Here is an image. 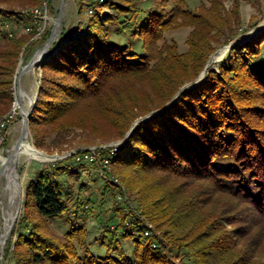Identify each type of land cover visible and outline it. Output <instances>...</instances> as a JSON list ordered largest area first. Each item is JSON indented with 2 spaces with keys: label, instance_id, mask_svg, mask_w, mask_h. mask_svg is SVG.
I'll return each instance as SVG.
<instances>
[{
  "label": "trees",
  "instance_id": "16d2710c",
  "mask_svg": "<svg viewBox=\"0 0 264 264\" xmlns=\"http://www.w3.org/2000/svg\"><path fill=\"white\" fill-rule=\"evenodd\" d=\"M44 1L0 0V19H23L20 10ZM112 7L117 14L97 10L79 32L63 29L38 65L29 119L38 149H62L78 135L126 137L111 161L123 184L112 187L115 208L99 206L109 212L97 218L105 254L87 247L91 197L73 198L65 181L76 167L97 164L72 159L28 183L14 264H264V29L243 44L234 43L237 33L225 35V58L204 71L228 23L222 0L193 10L186 0ZM186 25L209 30L197 42L192 34L186 54L160 46ZM15 35L0 30V120L12 108L26 43ZM50 220L80 225L62 237Z\"/></svg>",
  "mask_w": 264,
  "mask_h": 264
},
{
  "label": "rangeland",
  "instance_id": "374dc122",
  "mask_svg": "<svg viewBox=\"0 0 264 264\" xmlns=\"http://www.w3.org/2000/svg\"><path fill=\"white\" fill-rule=\"evenodd\" d=\"M115 1L117 0H107L106 2L108 4L106 3L103 6L95 5V13L97 10H102V12L105 13L117 14V11L112 7V3H114ZM211 1L212 0H186V3L188 9L193 10L199 8L200 6L211 7ZM222 1L224 3V7L222 13H220V18L226 19L229 24H232V27H229L227 23L224 29L225 34H221V36H219V39L214 42L211 46L213 51L210 53L204 71H209L212 68H216L217 65L225 58L228 50L231 47V45L225 44L227 37L225 35L237 33L234 43L236 42L238 44H243L253 38L259 32V30L261 31L264 29V0ZM45 2H47L49 5V11L47 13V23H45V21H41V24H36V22H34V20L32 19L31 15L26 14V12H29L31 9L34 8L25 9L22 11L20 10L19 12H22L20 14L25 17H21L23 19H20V15L17 18L14 17V19H0V30H6L9 34V37H12L11 34L16 33V37L26 39V43L23 47L21 58L19 60L18 67L13 80L14 99L12 103V108L16 104H19L20 114L17 116L14 126L9 129L6 141L0 147V156L2 157H7L9 155V152L13 149L21 135L24 118V113L21 107V101L23 102L25 108L30 110L31 113L35 106L38 90L40 87L39 79L41 77V70L38 67L40 63L32 70L24 73L21 78H19V74L22 69L35 57V55L40 53L46 45L50 36L48 35L49 38L47 37L46 39H44L43 37L45 33L47 31H51L52 34L53 29L56 26L62 0H46L42 4H44ZM92 2H94V0H84V9L80 11V0H65V5L63 9L62 29H67L76 32L85 29V27H87L88 25L89 20L92 18V15L90 14V10L92 9ZM145 2L148 3L149 1ZM41 5L37 7H40ZM0 9H3L1 5ZM0 18L2 17L0 16ZM214 19L217 20V17L215 16ZM29 26L33 27V31L29 32L27 30V27ZM40 27H45V29L43 31H40ZM194 29V27L189 25L179 28H173L172 30L167 32L165 40L160 43V46H165V44L175 45V50H177L179 55L186 54L190 50L189 40L191 39L192 34L194 35L195 33L194 40H196L197 42V40H202L209 30L199 29L195 32ZM218 33V31L213 30L209 34L210 36H216ZM122 39L128 40L129 37L123 36ZM178 74H182V72L178 71L176 75ZM203 74L201 75V77H203ZM19 88H21L22 90L24 89V91L28 94V97L22 99L19 95ZM12 108L7 112V114L12 110ZM125 139L126 137L121 140L111 138L109 141L104 142L98 139H90L88 137L78 135L75 136V141L72 145H64L62 149H58L57 147L51 149H38L33 143V140L31 138V132L29 130V144L36 148L37 151L43 153L45 155V158L44 156L27 157V155H21L18 159L16 169L19 174L18 182L22 189L20 188L21 191L17 195V207L13 209L14 213L17 212L16 222L7 237L4 248L0 252L1 264H14V261L12 259L13 256L10 253L16 252V245L19 237V232L20 230H23L26 226L25 223L21 225H19L18 223L24 212L25 190L28 186V183L37 177L39 171L45 167H54L56 165L62 166L69 164L71 165V163H73V158L68 155L72 152H78L81 150H86L102 145H110L114 144L115 142H124ZM110 150L111 148L108 149V151ZM108 151H105V154ZM57 156H60V158H58ZM3 166L4 162L0 158V223L2 224V226L4 225V213L10 201V192L8 191L6 185L7 179L5 176L2 175L4 170ZM102 168L104 167L100 165H97L96 167L88 166L84 169L76 167L73 173H69L65 176L66 185L68 186L69 192L72 193L73 198L80 197L81 200L85 203L88 202L89 196L92 199L89 205L93 209L94 215L91 213L92 215L88 221L89 235L87 247L95 254H105V248L102 247L101 240L102 227L97 219L99 218L98 215H100L103 219L106 218L105 216H109V212H104V209H101L99 206L102 205V202L104 201L105 205H103L105 208H115V198L112 196L113 191L111 190L114 184L116 186L122 184L120 175L117 174L115 170H113L114 167L112 165L109 166V168H111L110 172H105ZM114 179L118 181H113ZM49 222L51 230H53V232L57 236L62 237L66 235V232L68 230L70 231L73 227H78L80 225V223L75 222L67 223L65 220H50ZM4 233L5 231L3 229L1 230L0 235H3ZM122 243L126 247H128L129 255H132L131 241L125 239L122 240ZM8 248H10L9 253L7 251ZM7 253L8 256L6 255Z\"/></svg>",
  "mask_w": 264,
  "mask_h": 264
},
{
  "label": "built area",
  "instance_id": "2783aa9c",
  "mask_svg": "<svg viewBox=\"0 0 264 264\" xmlns=\"http://www.w3.org/2000/svg\"><path fill=\"white\" fill-rule=\"evenodd\" d=\"M106 1L107 0H94V3L95 5L103 6L106 3ZM94 7L95 6H92V9L90 10V14L92 16L95 13ZM48 11H49V5L47 2H45L40 7L31 9L29 12H26V14L31 15L32 19L34 20V22H36V24H39L41 21H45V23H47ZM44 29L45 27L39 28L40 31H43ZM27 30L31 32L33 31V27L29 26L27 27ZM11 36H13V34H11ZM19 114H20V107H19V104H16L12 108V110L0 120V147L6 141L9 129L12 126H14L17 116ZM123 143L124 142H115L114 144H110V145H102V146H98V147H94V148H90L86 150H81L78 152H72L68 156L73 158L76 162H88L91 164L100 165L104 167L102 168L103 170H105L106 172H110L111 168H109V166L111 165L112 157L115 156V154L118 152L120 146ZM109 148H111L110 151H108ZM105 151H108V152L105 154ZM57 157L60 158V156H57ZM113 181H118V180L114 179ZM148 234L149 233L147 232L146 235ZM2 236L3 235H0V237ZM6 240L7 239H5L0 245L1 249L4 248L6 244Z\"/></svg>",
  "mask_w": 264,
  "mask_h": 264
},
{
  "label": "bare ground",
  "instance_id": "6f19581e",
  "mask_svg": "<svg viewBox=\"0 0 264 264\" xmlns=\"http://www.w3.org/2000/svg\"><path fill=\"white\" fill-rule=\"evenodd\" d=\"M20 96L23 99V98L28 97V94L24 91V89L23 90L21 89L20 90ZM21 155H27V157L28 156H31V157L44 156V158H45V155L43 153L37 151V149L34 148L33 146H31L29 144V142H27V141L23 143L19 153H15L14 149H12L9 152V155L7 157L0 156L1 160H3V162H4V166H3L4 170H3L2 175L5 176L6 179H7V184L6 185H7L8 191L10 192V201H9L8 207H7V209L5 210V213H4V225L2 226V224L0 223V232L3 229L5 231L3 236L0 237L1 238V244L5 240V238H3V237L4 236L8 237V235L10 234V231H11V229H12V227L14 225V222L16 220V213L17 212L14 213L13 209L15 207H17V204H18L17 195L20 193V191L22 189L20 187L19 182H18L19 181V174H18V171L16 169V164H17L18 159H19V157ZM1 250L2 249L0 247V252H1ZM0 257H1V255H0Z\"/></svg>",
  "mask_w": 264,
  "mask_h": 264
},
{
  "label": "water",
  "instance_id": "95a60500",
  "mask_svg": "<svg viewBox=\"0 0 264 264\" xmlns=\"http://www.w3.org/2000/svg\"><path fill=\"white\" fill-rule=\"evenodd\" d=\"M64 5H65V0H62L60 13L58 16L56 26L53 29V32H52L50 38L48 39L46 45L44 46L42 51L40 53L36 54L35 57L22 69V71L19 74V78H21V76L24 73L32 70L39 63H41L49 54V51L52 47V44L59 39V36L63 32L62 31L63 30L62 29V20H63ZM19 87H20V85H19ZM20 90H21V88H19V95H20ZM21 107H22V111L24 113L23 127H22V131H21V135H20L18 141L16 142L15 146L13 147L15 153H19L23 143L26 141L28 142V140H29V119L31 116V111L25 108L22 101H21ZM148 117L149 116H146L145 118L142 119V121L146 120ZM15 222H16V220H15ZM15 222H14V224H15ZM3 238L7 239V237H5V236ZM0 244H1V238H0ZM0 264H1V257H0Z\"/></svg>",
  "mask_w": 264,
  "mask_h": 264
}]
</instances>
